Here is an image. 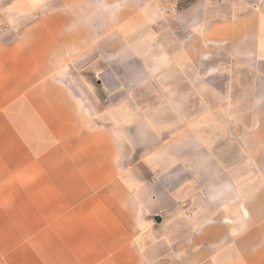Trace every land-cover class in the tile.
<instances>
[{
    "label": "crops",
    "instance_id": "obj_1",
    "mask_svg": "<svg viewBox=\"0 0 264 264\" xmlns=\"http://www.w3.org/2000/svg\"><path fill=\"white\" fill-rule=\"evenodd\" d=\"M33 1L22 0L31 10ZM49 19L54 44L71 49L74 58L93 44H142L150 62L154 46L178 47L176 55L155 62L204 61L211 74L220 72L216 77L227 68L228 92L250 95L252 134L243 141L230 124L233 149L189 152L182 147L191 139L179 135L181 149L161 147L148 152L147 161L124 167L121 181L105 185L100 197H85L79 213L52 215L51 228L37 230L34 244L25 231L13 245L12 230L3 225L0 264H264V0H62L39 23ZM56 30L68 45L55 39ZM150 68L148 93L156 86L164 94L195 92L189 74L182 73L178 90L171 70L163 75ZM206 76L196 74L198 85ZM213 87L203 92L222 93ZM97 131L110 143L100 154L115 169L114 139L106 129ZM240 139L244 149L236 148ZM189 156L201 159L197 167L178 160Z\"/></svg>",
    "mask_w": 264,
    "mask_h": 264
},
{
    "label": "rangeland",
    "instance_id": "obj_2",
    "mask_svg": "<svg viewBox=\"0 0 264 264\" xmlns=\"http://www.w3.org/2000/svg\"><path fill=\"white\" fill-rule=\"evenodd\" d=\"M61 1L34 0L31 10L22 0H0V229L12 230L13 245L25 239V231L34 244L37 230L51 228L52 215L79 213L85 197H100L105 185L121 181L124 167L147 161L148 152L181 149L175 142L179 135L191 139L182 147L189 152L233 149L230 124L243 141L252 134L250 95L228 92L227 68L216 77L220 72L211 74V63L204 61L155 62L176 55L178 47L154 46L150 62L142 44H93L74 58L71 49L54 44L51 19L39 23ZM56 31L55 39L68 45ZM84 54L92 56L83 60ZM151 66L163 75L171 70L170 84L178 90L184 86L182 73L189 74L195 92L164 94L156 86L148 93L144 78ZM198 72L207 75L199 85ZM214 85L222 93L203 92ZM238 86L244 89L245 83ZM99 129L114 139L115 169L100 154L110 143ZM241 139L237 149L245 148ZM178 160L193 168L201 159ZM4 214L10 222L2 221Z\"/></svg>",
    "mask_w": 264,
    "mask_h": 264
}]
</instances>
